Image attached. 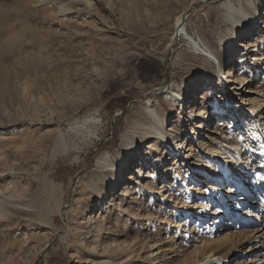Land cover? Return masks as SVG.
I'll return each mask as SVG.
<instances>
[{"label":"rangeland","instance_id":"obj_1","mask_svg":"<svg viewBox=\"0 0 264 264\" xmlns=\"http://www.w3.org/2000/svg\"><path fill=\"white\" fill-rule=\"evenodd\" d=\"M23 1L26 16L19 8L17 13V0H0V264H106L117 259L103 255L106 247L109 254L135 240L143 248L120 263L194 264L239 246L225 264H264V240H252L264 226V146L240 138L249 133L248 107L264 98V0H230L236 7L247 4L255 19H246L244 33L232 34L228 44L218 38L226 0ZM135 2L141 12L130 20ZM45 4L51 15L46 20L38 14ZM6 25L9 32L1 30ZM53 32L59 34L55 40ZM208 48L222 53L220 62ZM236 49L242 51L235 70L246 90L240 89L243 83L230 84L237 97L228 105L208 80L222 78L217 69L222 65L226 72ZM197 81L203 83L192 92ZM252 87L260 92L249 93ZM201 89L194 109L213 115L207 125L212 133L203 139L198 130L199 146L184 154L164 182L169 159L183 141L192 143L178 101L190 94L193 100ZM243 94L248 101L242 102ZM239 103L248 105L240 108L246 122L237 127ZM154 116L161 117L158 123ZM84 118L93 123L91 133L69 128ZM153 126L159 133L145 136ZM102 153L110 160L99 169ZM133 153L139 158L126 168ZM229 167L233 178L210 188L214 170ZM203 170L207 178H195ZM100 171L118 176L116 187L129 176L128 191H119L110 208L87 222L92 205L114 190L95 177ZM240 181L249 192L231 191ZM188 183L201 192H187ZM15 191H21L20 204ZM95 230L100 231L94 236ZM13 239L23 247L11 259L2 243Z\"/></svg>","mask_w":264,"mask_h":264},{"label":"bare ground","instance_id":"obj_2","mask_svg":"<svg viewBox=\"0 0 264 264\" xmlns=\"http://www.w3.org/2000/svg\"><path fill=\"white\" fill-rule=\"evenodd\" d=\"M196 2L194 3V5L191 8H193L195 6ZM256 2L259 3L260 0H256ZM190 3H189V5H190ZM90 4L91 3L88 1L87 2L88 8H91V9L95 10V7L92 4L91 5ZM15 5L17 6V13H18V8H19V13L23 14L24 16L27 15V10L29 9V7L27 6V4L25 6L23 0H17V2H15ZM49 5L50 4H45L43 7H41V10L38 11V14L40 15L41 19L43 18L44 20H46V18H48V16H51V15H49V13H47V11L50 9ZM138 5L139 4L137 2H135V4L132 7H130V10H129L131 12V16L129 17L130 20H132V18L135 17V16H133V14L136 15V16L140 14V12H141L140 10L141 9L138 7ZM188 7L185 10L186 12L188 11ZM0 9L2 10V8H0ZM187 13H186V16H188ZM237 13H240V14L237 15ZM221 14H222L224 22H226V23L223 24L224 31L221 34H219L218 38H219V42L220 41H222V42L224 41L226 44H228L229 42L231 43L233 41L232 34L234 36H236L238 34H239V36H241L244 33L245 30H243V29L245 27V23L244 22H246V19H247L248 23L249 22H251V23L254 22V19H255V16L252 15L251 9L249 8V6H247V4H245V3H240V4L237 3V7H236L234 5V3H232L230 0H226V1H223L221 3ZM181 16H182V14L179 15V17H176L175 20H174L175 32H176L177 27L179 26V21H180ZM3 20H4V15H3V13H0V21L3 22ZM63 22H65V21L63 20ZM133 22H134V20H133ZM62 23H61L60 26H64V25H62ZM263 23H264V20L262 21L261 24H259V26H262ZM6 27H7V25L3 26V28L1 30L5 31V32H9V29L6 28ZM256 31H259V29L257 28ZM2 33H4V32H2ZM53 33L55 35L54 36L51 35V38L52 39L54 38V40H55V37L59 36V34L55 33V32H53ZM60 36H64V35L62 34ZM64 38L68 39L69 37L64 36ZM178 38H179V36L177 35L176 38H174L173 44H175L179 40ZM235 42H237V41H235ZM238 47H244V45L238 44ZM207 51L212 53V54H214L213 52H216L217 55L214 54V56H216V58H217L216 60H218V62H220V60L222 59V53H220L218 50L215 51V49H213V48H208ZM241 51H242V49H236L233 52L234 60H233L232 63H229L227 65L228 68H227L226 72H224V70L222 72L221 71L223 69L221 67L222 65H219V67L217 69V71H218L217 74H218V78H219V76L222 77L220 80L219 79L215 80L213 78L208 80L209 87H210L209 89L215 91L214 95L219 94V96H222V98H225L226 102L228 103V105L230 104V102L234 98L237 97L236 93L235 94L233 92L231 93L232 89H233V91H235L237 89L236 88H230L229 87L230 84L236 83V85H239L240 83H243V79L240 78L239 75L236 74L238 72L235 70L236 59L239 57V53ZM218 55H219V57H217ZM220 71L223 74H220ZM205 81H207V80H205ZM202 83H203L202 81L195 82V84L191 87L190 90H192V92H195V89L201 87ZM248 83L249 82H247L246 84H248ZM244 84L245 83H243V85L240 87V89H242L243 92H245V90H246V86H244ZM251 89H253L254 91H252V92L250 91L249 93H253L254 94V93H259L260 92L257 88H253L252 87ZM247 90H250V88L247 89ZM202 91L203 90L201 89V91L197 93L196 97L193 100H192V95L190 94L188 96V98L185 96L183 99H180L178 101L177 109L179 111L180 119L182 120V122H188V123H186V126H187V129L189 131V134H193L192 135V143L190 144L189 141H188V143H189L188 144L186 141H183L181 143V146L177 150V154L173 158L169 159V161H171V164L170 165H165L166 169L163 172L164 173V176H163L164 182L169 183V181L172 179L171 172L174 171V169H176L177 165H180L181 162L184 160V158H185L184 154L189 152V151L191 152L192 150L195 149L196 146L197 147L199 146L198 143H197V145L195 143L196 140H198V137H199L198 133L201 132V134H202L201 137L203 139H207L208 138V135H204L206 132L212 133L211 132L212 126L209 127V129H208L207 125L210 126L212 124V122H214L215 119H214V117H212L213 115L211 116L209 111H205L203 108H199L198 110L194 109V103H195L196 99L198 98V96L200 95V93H202ZM230 96H231V98H230ZM241 99H242V102H246V101L249 100V98H246V95H244V94L241 97ZM254 100L256 101V99H254ZM254 102H252V105L248 107V109L251 110L250 111L251 113L247 112L248 117L245 118V120L248 121L247 124H248L249 129H247V132H249V133L245 136V134H246V132H245V134L242 137H240V138L246 139L247 141H252V140L256 139V140H258V143H261V145L264 146V112H263V110H264V98L263 99H258L257 102H255V103ZM164 103L166 105L168 104L167 98L164 101ZM245 105H248V104L239 103L237 105V110L239 111L240 108L246 109ZM239 106H241V107H239ZM223 107H226V106H223ZM255 108L256 109L259 108V111H255L256 110ZM230 111H231V109H230ZM240 111L238 113L237 112L235 113V115L238 117L237 120L239 121V122L235 123V125H234V126H237V127H239L242 124V122L243 123L246 122V121L242 120L243 117H242V114H241ZM227 112H228V110L225 111V113H227ZM254 112H257V114L252 116V113H254ZM148 113H149V110H148ZM142 114H143L142 116L145 119V117L147 116V111L145 113L143 112ZM256 116L258 117V119H255ZM228 117H230V114H228ZM154 118H155L156 122L157 121L159 122L161 117L158 118V117L154 116ZM206 123H208V124H206ZM68 124H69V128L70 129L85 130V131L87 130L88 133H91L89 128L92 129V127H90V126L93 123L91 124L89 119H85L84 118L82 120H76V121L70 122ZM217 125L218 126L219 125H223V122L219 121V122H217ZM199 129H201L202 131L198 132ZM93 130L96 131L94 128H93ZM152 133H159V130L156 127L153 126L150 130H148L145 133V136L150 135ZM196 133H197V136L195 135ZM126 144H127V142H126ZM203 144L204 143H202V145ZM183 145H184V148H183ZM236 146H237V144H236ZM216 153H218L217 150H216ZM121 155H122V152H121ZM138 158H139L138 153H133L131 155V159L127 160L126 162H124L126 168L131 167L135 163L136 159H138ZM109 160H110V158L107 156V154L102 153L98 157V159L96 160L97 168L102 169V167H104L106 162H108ZM208 173L209 172L203 170L202 173H198V175L196 174L195 178L197 176V177H203V179H205V178H207ZM111 174H107L104 171H100V172H98L95 175L96 178H99V179L105 181L107 184H113L112 187H114V190L111 189L110 190L111 194H108L102 200H100L99 202H97L94 205H92L94 208L89 212V216L87 217V222H90V221L98 218V216L100 214V211L105 210L107 208H110V206L115 203V200L118 197L119 191L122 192V193L123 192L127 193L128 185L126 183H127V181L130 180V177L129 176H123V178H125V179L121 182L119 187H116L117 184H118V183H116V182H118V176H116L115 174H112V175ZM128 175H130V172L128 173ZM237 175H240V173L237 172ZM144 177L145 178H149V177H151V174H149V172H146ZM209 178H210V176H209ZM230 178H233V175H232V173L230 171V167L222 169V170H219V171L218 170H214V175L210 179V188H217L216 185L219 184L220 182H222V184L224 185L228 180H230ZM199 179H201V178H199ZM250 185L253 187V189L261 190L260 187L257 186L255 183L250 184ZM247 186H249V185L244 183V181H240L237 185H235L232 188L231 191L235 192V188L239 187V189L242 188L243 192H249L250 190L247 189ZM186 187H187V192H189V193L191 191H195V190H199L198 193L201 192V190L195 184L188 183V184H186ZM253 189H252L251 193L253 192ZM165 191H167V190H165ZM21 195H22L21 191H15V195L14 196L18 200V202H17L18 204H20V201H21V198H22ZM233 197H235V195H233L232 198ZM230 201L231 200H229L228 202L230 203ZM15 211H22V210L16 208ZM263 213H264L263 210H261V214H263ZM198 214L199 213H197V216H198ZM48 215H49L48 212L47 213L43 212L41 216L45 217V218H49ZM196 219L199 220V219H202V218L195 217L194 220H196ZM10 229L11 228L7 227L5 229V232H9ZM98 231H100V230H95L93 235L94 236L97 235ZM257 233H259V234L257 236H254L252 240H254V241L257 240V242L258 241L263 242V240H264V226H263V229L257 230ZM91 234H92V232H91ZM133 240H135V239H133ZM15 241L16 240L2 243L3 247L5 249V252L9 251V254L11 253V256H9V258H11V259H13L12 255L17 256V254L15 255L13 252L20 253L21 249L23 247V245H21V242H19V241L15 242ZM135 243L137 244L136 240H135ZM134 244L131 243V244H128V245H126V246H124L122 248H118L119 250L115 249L113 251H109V254H108V250H110V247L109 248L106 247L105 248L106 251H105V253L103 255L106 256V257H111V258L117 256V259L116 260L110 259V261L107 260V261H104V262H106V264H130L129 260L128 261L126 260V262L123 261L122 263H120L121 261H119V260L123 259V257H126L127 255L128 256H132L133 254H136L137 247H139V245L141 246V247H139L140 249L138 248L139 250H141L143 248L141 243L138 246H135ZM218 246H220V245H218ZM240 251H241L240 247L239 246H235L233 248L232 252H230L229 254H226V255L218 258L215 261H212V260L211 261H205V262L197 261V263H194V264H225L226 261L231 257V254H235L236 252H240ZM4 256H8V254H6ZM119 256H121V258H119ZM103 260H105V258ZM86 261H87V259H86Z\"/></svg>","mask_w":264,"mask_h":264},{"label":"water","instance_id":"obj_3","mask_svg":"<svg viewBox=\"0 0 264 264\" xmlns=\"http://www.w3.org/2000/svg\"><path fill=\"white\" fill-rule=\"evenodd\" d=\"M191 10H192V8L190 9V11H188V13H187V15H189V13L191 12ZM156 91H158V90H156ZM65 206L63 205V207H62V209H61V213H63V208H64Z\"/></svg>","mask_w":264,"mask_h":264}]
</instances>
